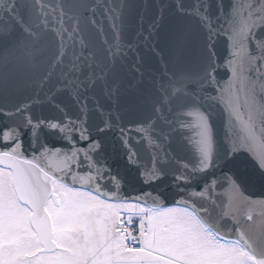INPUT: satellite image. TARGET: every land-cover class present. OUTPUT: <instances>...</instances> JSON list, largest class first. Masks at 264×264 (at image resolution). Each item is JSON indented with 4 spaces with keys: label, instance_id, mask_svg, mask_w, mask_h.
Segmentation results:
<instances>
[{
    "label": "water",
    "instance_id": "95a60500",
    "mask_svg": "<svg viewBox=\"0 0 264 264\" xmlns=\"http://www.w3.org/2000/svg\"><path fill=\"white\" fill-rule=\"evenodd\" d=\"M18 2L0 10V151L191 207L264 264V0ZM0 163L44 223L40 171Z\"/></svg>",
    "mask_w": 264,
    "mask_h": 264
},
{
    "label": "rangeland",
    "instance_id": "374dc122",
    "mask_svg": "<svg viewBox=\"0 0 264 264\" xmlns=\"http://www.w3.org/2000/svg\"><path fill=\"white\" fill-rule=\"evenodd\" d=\"M58 193L64 194L65 198L63 208L61 210H59V208L58 211L54 210L51 215H55L56 218H58L57 220L55 219L54 240L59 245V251L55 254L45 255L42 260H40L38 256H33L32 261H34L35 264H70L69 260L68 262L66 261L67 255L71 256V252L76 251V247L81 244L75 243L77 242L79 234L78 228L82 223L81 219L85 213L83 211L80 213L78 212L82 209L83 205L86 206L89 203L99 204L94 200H90L85 204V201L87 200H83V194L78 193L74 196L69 193L67 189H64L56 184L55 194L57 199H59ZM80 200L83 201L81 202ZM0 202L3 204V206L0 204V230L2 231L0 232V239H4L5 234H9L5 232L7 231L6 228H8L9 224L13 223L17 234L14 239L17 243L19 236H22L23 234V230L25 228L29 229L27 225V212L24 211L23 208L20 209L19 207V201L13 187V177L11 175L9 176L8 174H4L1 171ZM77 204L81 206H77ZM135 207L136 206L133 204L130 206V208ZM111 212L114 214V210H111ZM63 215L69 218L73 216V218L69 219V222H67ZM2 218L4 219L1 220ZM152 220L153 225L158 226L160 229V242L157 247L154 249L152 248L154 252H158L157 254H167L173 257V260L185 261L190 264H202L203 258L206 257V254L215 253V251H209V248L205 247L203 234L197 229L192 215L187 211H171L163 214L154 213ZM34 238V236L31 237L30 241L33 255L38 247ZM184 246H187V252L184 250ZM81 249L88 255L86 247H82ZM223 250L228 253L234 252L233 250ZM200 253H203L204 255L200 256ZM157 254L151 253V255H149L146 259L148 261L147 264H167L166 260L161 259ZM119 260L121 259L117 258L116 253L112 248L111 251L104 256L102 264H119ZM121 264L143 263L136 261L131 257H125L123 263Z\"/></svg>",
    "mask_w": 264,
    "mask_h": 264
},
{
    "label": "flooded vegetation",
    "instance_id": "af4514ba",
    "mask_svg": "<svg viewBox=\"0 0 264 264\" xmlns=\"http://www.w3.org/2000/svg\"><path fill=\"white\" fill-rule=\"evenodd\" d=\"M54 201L58 204V201L55 198ZM77 206L81 205L77 204ZM111 210H114V214ZM81 211L85 214L81 219L82 223L78 228L79 234L77 242L75 243L81 244L76 247V251L71 252V256L67 255L66 261L68 262L69 260L70 264H102L104 256H106L112 248L115 251L118 247V238L114 231V216L117 209L110 206V204L89 203L86 206L83 205L78 213ZM3 219L4 218L1 220ZM6 229L7 231L5 232L9 234H5V238L0 239V264H35V262L32 261L33 256H38L39 259L42 260L46 255V253L41 251L39 246L33 255L30 242L31 232L29 229L25 228L23 230V234L22 236H19L17 243L14 239L15 235L17 236L14 224H9ZM0 232L2 231L0 230ZM203 239L205 241V247L209 248V251H215V253L206 254V257L203 258L202 264H255L251 256L245 254L235 245L214 243L206 235H203ZM82 247L87 248L88 255L81 249ZM223 249L233 250L234 252L228 253ZM184 250L187 252V246H184ZM199 255L203 256L204 254L200 253ZM125 257V255L117 257L121 259L119 260V264L123 263Z\"/></svg>",
    "mask_w": 264,
    "mask_h": 264
},
{
    "label": "bare ground",
    "instance_id": "6f19581e",
    "mask_svg": "<svg viewBox=\"0 0 264 264\" xmlns=\"http://www.w3.org/2000/svg\"><path fill=\"white\" fill-rule=\"evenodd\" d=\"M5 154H8V155H10V153H6V152H1L0 151V155H5ZM18 159H20V160H22L23 162H29V163H32V161L30 160V159H26V158H21V157H18ZM36 165V164H35ZM39 169H41V167L40 166H38V165H36ZM44 174H47V173H44ZM48 175V174H47ZM46 175V176H47ZM73 194H75L74 192H72ZM86 198H89L88 196H85ZM21 209V208H20ZM168 211H181L182 212V210H180V209H176V208H172V209H168ZM143 219V221H139L138 219H134L132 222H133V225L135 226L137 223H139V224H137L134 228H135V230H138V233L140 234V232H142V229H143V227L146 225V224H148L149 223V220H147V219H144V218H142ZM42 223H43V221H42V219L41 220H39V224L40 225H42Z\"/></svg>",
    "mask_w": 264,
    "mask_h": 264
}]
</instances>
